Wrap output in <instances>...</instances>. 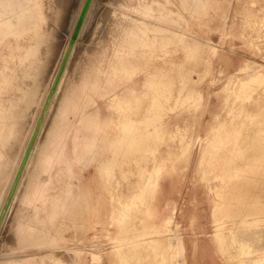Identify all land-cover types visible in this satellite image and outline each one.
<instances>
[{
  "label": "rangeland",
  "instance_id": "1",
  "mask_svg": "<svg viewBox=\"0 0 264 264\" xmlns=\"http://www.w3.org/2000/svg\"><path fill=\"white\" fill-rule=\"evenodd\" d=\"M103 2L105 9L110 0ZM127 2L137 5L139 0ZM209 5L206 12L187 15L188 21L182 24L186 30L183 45L169 46L163 56L142 57L130 78L117 74L112 84L116 95H138L147 106L149 90L144 81L148 73L175 76L178 84L176 70L181 64L202 96L197 107L184 105L164 113L153 135L155 149L148 168L151 171L160 165L158 171H152L151 181L158 183L153 199L125 207L115 200L126 190L119 172L109 181L102 175L110 157L108 140L115 136L119 119L110 105L111 93L106 89L104 74L98 78V87L92 85L96 52L81 43L62 92L63 106L52 125L51 119L46 122L29 179L3 224L0 249L4 243L5 250L0 264H52L49 253L62 248L79 251L77 264H123L115 244L125 238L139 241L141 260L135 263L131 259L129 264H232L223 259L213 239L215 219L221 215L218 212L214 217L215 207L222 202L215 194L219 181L211 174L203 178L200 165L213 170L221 167L220 161L210 158L206 150L222 123L229 127L230 123L247 122L249 116L264 108V0H210ZM92 40L97 46L105 43L97 37ZM7 42L13 40L8 39L0 47V68L3 55L9 53ZM106 44L108 55L112 52L111 35ZM189 44L192 50L184 48ZM56 48L57 40L52 37L47 54L39 61L38 74L31 79L42 89L55 64ZM106 66L104 62L102 68ZM258 79L262 82L254 85L242 103L244 112L239 117L234 92L242 82ZM227 83L230 97L224 105ZM176 90L175 86L173 94ZM38 106V102L33 103L26 116L19 119L18 132L5 149L3 171L6 161L18 157L19 149L25 146L34 121L31 112ZM182 135L189 145L183 155ZM248 168L242 178L253 191L249 199L264 196L261 176L254 177ZM10 178L0 180V196ZM121 212L127 216L120 222ZM175 238L179 249L172 245ZM61 261L66 262L64 258Z\"/></svg>",
  "mask_w": 264,
  "mask_h": 264
},
{
  "label": "bare ground",
  "instance_id": "2",
  "mask_svg": "<svg viewBox=\"0 0 264 264\" xmlns=\"http://www.w3.org/2000/svg\"><path fill=\"white\" fill-rule=\"evenodd\" d=\"M86 1L0 0V47L8 39L13 40L12 43L7 42L9 53L3 55V66L0 68V180L3 182L11 177L0 196V235L14 200L21 195L29 179L32 162L43 140V128L48 119H51L52 125L63 106L62 92L81 43L90 45L89 49L96 52L94 79L91 81L93 87L99 86L98 78L101 73L104 74L106 89L111 93L110 105L118 114L117 131L108 140L110 157L103 165L104 172H101L107 181L119 172L126 190L115 200L123 206L130 207L136 201L145 202L155 195L158 183L151 181L152 171H158L160 165L154 166L151 171L148 167L150 154L155 149L153 135L159 129L164 113L184 105L197 107L200 104L202 96L193 87L181 64L176 70L178 84L175 76L148 73L144 81L149 90L147 106H143L144 101L138 95L133 98L116 95L112 84L117 74L130 78L136 72L137 60L142 57L163 56L168 53L169 46L183 45L186 30L182 24L188 21L187 15L193 17L194 13L206 12L210 0H139L137 5L129 4L127 0H110L105 9L103 0H88L84 18L72 39ZM63 9L65 13L56 17ZM101 13H104L103 18ZM109 35L113 37V45L111 54L107 55L106 39ZM52 37L57 40L53 57L55 64L46 87L42 89L31 79L38 74L39 61L47 54ZM96 37L105 43L95 45L92 39ZM68 47L66 63L52 88ZM184 48L192 50L193 46L189 44ZM104 62L107 64L105 69L102 68ZM261 82L262 79L253 83L244 81L234 92L235 101H239V117L244 112L242 103L249 98L254 85ZM175 86L177 90L173 94ZM229 97L227 83L224 105H227ZM35 102L39 106L31 112L34 121L31 133L24 142L25 148L23 150L21 146L18 157L6 161L3 171L6 146L18 132L19 119L26 116ZM231 110L234 112L235 108ZM240 124H246L243 135H240ZM180 142L183 155L189 150V145L184 141V135L180 137ZM27 148L29 152L24 159ZM206 151L210 158L221 163L216 170L200 165L203 178L211 174L219 181L215 194L222 202L215 207L214 217L218 212L221 215L216 216L213 234L217 250L223 259L232 264H264V196L249 199L253 191L248 181L242 178L245 168L249 167L250 173L254 177L260 175V182L264 183V108L255 116H249L247 122L230 123L229 127L222 123ZM117 183L120 184L121 180L118 179ZM126 216L125 212H121L118 220L124 221ZM66 223L72 225L70 221ZM138 245L139 241L132 238L115 244L119 261L129 264L131 259L135 263L141 260ZM172 245L177 249L181 247L176 238ZM1 247L0 255L5 250L4 243ZM78 254L76 249L62 248L49 253V257L53 260L52 264H77ZM61 258L66 262H60Z\"/></svg>",
  "mask_w": 264,
  "mask_h": 264
},
{
  "label": "water",
  "instance_id": "3",
  "mask_svg": "<svg viewBox=\"0 0 264 264\" xmlns=\"http://www.w3.org/2000/svg\"><path fill=\"white\" fill-rule=\"evenodd\" d=\"M87 7H88V0L86 1L85 5H84V7H83V9L81 11L80 17H79V19L77 21V24H76L75 28H74V31H73V34H72V39L75 38V36H76V34L78 32V29L80 27V24H81V22H82V20L84 18L85 13H86ZM68 53H69V47H68V49H67V51H66V53H65V55H64V57L62 59V62H61V65H60V69H59L58 74L56 76V79H55V81H54V83L52 85V88L55 87L56 82H57V78L59 77L62 69L64 68V65H65L66 60H67V57H68ZM28 152H29V148H27V150H26V153L24 155V159L27 157Z\"/></svg>",
  "mask_w": 264,
  "mask_h": 264
}]
</instances>
